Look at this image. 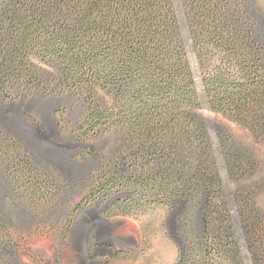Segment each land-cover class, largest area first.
I'll return each instance as SVG.
<instances>
[{"label": "trees", "instance_id": "trees-1", "mask_svg": "<svg viewBox=\"0 0 264 264\" xmlns=\"http://www.w3.org/2000/svg\"><path fill=\"white\" fill-rule=\"evenodd\" d=\"M263 16L255 0H0V98L38 94L66 113L79 103L80 136H114L107 173L119 185L142 183L143 196L230 221L202 111L207 103L264 142ZM219 136L239 180L261 171L251 146L225 128ZM262 190L264 176L234 195L253 264H264ZM214 219L203 243L243 264ZM209 250L197 252L203 264Z\"/></svg>", "mask_w": 264, "mask_h": 264}, {"label": "rangeland", "instance_id": "rangeland-1", "mask_svg": "<svg viewBox=\"0 0 264 264\" xmlns=\"http://www.w3.org/2000/svg\"><path fill=\"white\" fill-rule=\"evenodd\" d=\"M255 2L264 15V0ZM61 106L62 101L38 94L0 98V264H203L204 255L197 252L209 250L203 240L210 238L206 225L215 215L202 209L190 214L168 200H155L152 192L143 196L148 186L142 183L119 185L107 173L114 136H80L82 106L68 113L60 112ZM202 113L232 203L230 221L214 219L210 225L213 233L236 239L243 264H253L247 224L234 195L240 185L264 176V142L244 122L212 111L207 103ZM224 128L232 140L251 146L262 163L260 172L238 179L219 136ZM255 204L264 208V190ZM210 252L206 264H231Z\"/></svg>", "mask_w": 264, "mask_h": 264}, {"label": "water", "instance_id": "water-1", "mask_svg": "<svg viewBox=\"0 0 264 264\" xmlns=\"http://www.w3.org/2000/svg\"><path fill=\"white\" fill-rule=\"evenodd\" d=\"M53 111H54V110H53ZM25 125H26V126H28L29 124H28V123H26Z\"/></svg>", "mask_w": 264, "mask_h": 264}]
</instances>
